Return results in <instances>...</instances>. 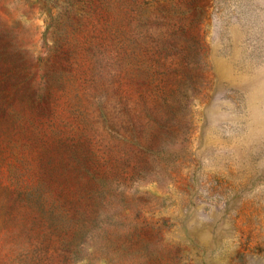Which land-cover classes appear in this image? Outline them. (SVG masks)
<instances>
[{
    "label": "rangeland",
    "instance_id": "374dc122",
    "mask_svg": "<svg viewBox=\"0 0 264 264\" xmlns=\"http://www.w3.org/2000/svg\"><path fill=\"white\" fill-rule=\"evenodd\" d=\"M0 264H264V0H0Z\"/></svg>",
    "mask_w": 264,
    "mask_h": 264
}]
</instances>
